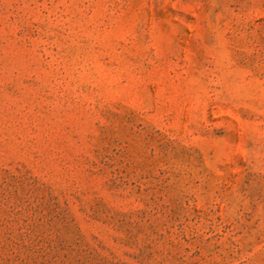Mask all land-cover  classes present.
I'll return each mask as SVG.
<instances>
[{
    "label": "rangeland",
    "instance_id": "1",
    "mask_svg": "<svg viewBox=\"0 0 264 264\" xmlns=\"http://www.w3.org/2000/svg\"><path fill=\"white\" fill-rule=\"evenodd\" d=\"M0 264H264V0H0Z\"/></svg>",
    "mask_w": 264,
    "mask_h": 264
}]
</instances>
